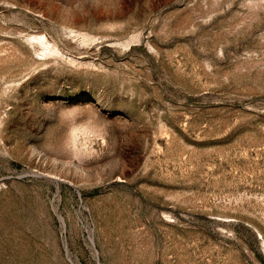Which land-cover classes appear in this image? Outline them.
Returning a JSON list of instances; mask_svg holds the SVG:
<instances>
[{
  "label": "rangeland",
  "instance_id": "obj_1",
  "mask_svg": "<svg viewBox=\"0 0 264 264\" xmlns=\"http://www.w3.org/2000/svg\"><path fill=\"white\" fill-rule=\"evenodd\" d=\"M0 264H264V0H0Z\"/></svg>",
  "mask_w": 264,
  "mask_h": 264
},
{
  "label": "bare ground",
  "instance_id": "obj_2",
  "mask_svg": "<svg viewBox=\"0 0 264 264\" xmlns=\"http://www.w3.org/2000/svg\"><path fill=\"white\" fill-rule=\"evenodd\" d=\"M43 38V37H42ZM40 42H41V44L48 50V51H52L53 49L51 48V47H49V44L47 45V43H45V40L44 39H42V40H40ZM51 45V44H50ZM44 48V49H45ZM45 49V50H46ZM47 52V51H46ZM47 53H49V52H47Z\"/></svg>",
  "mask_w": 264,
  "mask_h": 264
}]
</instances>
